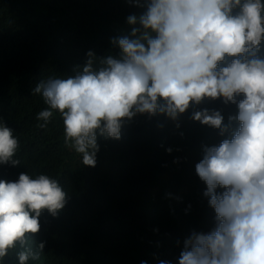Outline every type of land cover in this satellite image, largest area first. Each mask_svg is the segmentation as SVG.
<instances>
[{"label": "clouds", "instance_id": "9594fccd", "mask_svg": "<svg viewBox=\"0 0 264 264\" xmlns=\"http://www.w3.org/2000/svg\"><path fill=\"white\" fill-rule=\"evenodd\" d=\"M129 3L143 11L127 16L129 34L111 38L117 55L98 58L88 51L74 75L50 77L31 89L47 105L36 115L42 121L38 127L58 113L65 144L83 165L94 167L97 136L119 140L125 120L147 114L177 122L205 100H222L224 115L194 110L186 122L198 121L228 138L202 146V158L193 163L206 185L203 196L214 210V227L184 239L178 264H264V56L259 55L264 3ZM232 111L235 116L225 124ZM232 122L237 128L230 131ZM19 148L14 130L0 120V164L17 166L7 181L0 179V264L13 250L18 264H63L48 242V230L72 204L56 178L21 173L14 159Z\"/></svg>", "mask_w": 264, "mask_h": 264}, {"label": "trees", "instance_id": "16d2710c", "mask_svg": "<svg viewBox=\"0 0 264 264\" xmlns=\"http://www.w3.org/2000/svg\"><path fill=\"white\" fill-rule=\"evenodd\" d=\"M142 11L129 0H0V120L19 139L14 159L21 173L48 174L68 194L72 207L48 230L63 264H178L184 239L214 227L195 164L202 146L228 133L222 137L198 121L205 126L200 134L189 138L185 129L194 110L224 115L222 100H205L177 122L147 114L125 120L119 140L97 136L94 167L83 165L80 155L75 162L58 113L38 127L36 115L47 105L31 89L50 77L74 75L88 51L98 58L117 55L111 38L129 34L127 16ZM259 55L264 56V41ZM236 128L232 122L230 131ZM11 166L0 164V179L8 180L6 174L17 167ZM3 264H18L16 250Z\"/></svg>", "mask_w": 264, "mask_h": 264}, {"label": "rangeland", "instance_id": "374dc122", "mask_svg": "<svg viewBox=\"0 0 264 264\" xmlns=\"http://www.w3.org/2000/svg\"><path fill=\"white\" fill-rule=\"evenodd\" d=\"M129 30H130V29H129V27H128V29H126V32L128 33ZM229 116H235L234 111L229 112V113L227 114V116L224 118V123H225V124H228V122H229V121H228V117H229ZM186 126L188 127V129H185V131H186V133H187V135H188L189 138H191V136H192L193 134H200L201 129H205V126H203V127H199L198 124L195 123V122H189V123H187ZM72 151L74 152L75 162H77L78 157H79V154L75 153V151H74L73 149H72Z\"/></svg>", "mask_w": 264, "mask_h": 264}, {"label": "bare ground", "instance_id": "6f19581e", "mask_svg": "<svg viewBox=\"0 0 264 264\" xmlns=\"http://www.w3.org/2000/svg\"><path fill=\"white\" fill-rule=\"evenodd\" d=\"M190 214V213H189ZM189 217V216H188Z\"/></svg>", "mask_w": 264, "mask_h": 264}]
</instances>
